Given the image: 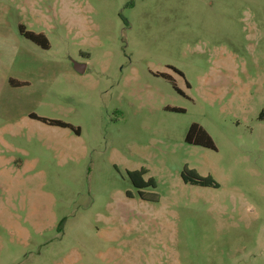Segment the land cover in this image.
<instances>
[{
	"label": "rangeland",
	"instance_id": "rangeland-1",
	"mask_svg": "<svg viewBox=\"0 0 264 264\" xmlns=\"http://www.w3.org/2000/svg\"><path fill=\"white\" fill-rule=\"evenodd\" d=\"M263 109L264 0H0V264H264Z\"/></svg>",
	"mask_w": 264,
	"mask_h": 264
},
{
	"label": "trees",
	"instance_id": "trees-1",
	"mask_svg": "<svg viewBox=\"0 0 264 264\" xmlns=\"http://www.w3.org/2000/svg\"><path fill=\"white\" fill-rule=\"evenodd\" d=\"M23 34L25 35L27 39H29L33 43L41 46L44 49H49V42L44 35L42 34L37 35L32 32H27V33L25 32ZM178 73L180 75L182 74L181 72H178ZM173 111L180 112V113L184 112L183 110H179V109H173ZM32 118L39 120L43 123H47L52 126L69 128L75 131L76 134H79V130L74 129L72 126L62 123L60 121L47 120L45 118H40L37 116H32ZM259 120L264 121V109L259 114ZM185 141L187 144H190V145H195V146H199V147H203V148H207L211 150H216V146L212 138L210 137V135L203 129L202 126L196 123L190 126L188 133L186 135ZM146 174L147 172L144 171L143 169L140 171H134V172L129 173V176L132 182L134 183V186L137 189H145L148 187L156 186L153 179H149L148 181L144 180L143 177ZM181 177L185 183L200 185L203 187H214V188L219 187V185L211 177H202L195 170H190L188 168H185L183 170ZM139 193L143 200H149L153 202H156L159 200V196L157 194H146L142 191H140Z\"/></svg>",
	"mask_w": 264,
	"mask_h": 264
},
{
	"label": "water",
	"instance_id": "water-1",
	"mask_svg": "<svg viewBox=\"0 0 264 264\" xmlns=\"http://www.w3.org/2000/svg\"><path fill=\"white\" fill-rule=\"evenodd\" d=\"M76 69H77L79 72H83V70H84V66H82V65H76Z\"/></svg>",
	"mask_w": 264,
	"mask_h": 264
},
{
	"label": "flooded vegetation",
	"instance_id": "flooded-vegetation-1",
	"mask_svg": "<svg viewBox=\"0 0 264 264\" xmlns=\"http://www.w3.org/2000/svg\"><path fill=\"white\" fill-rule=\"evenodd\" d=\"M20 30H21V32L22 33H25L26 31H25V29L23 28V27H20ZM27 33V32H26ZM187 184H190V183H187ZM143 189H139V191H142Z\"/></svg>",
	"mask_w": 264,
	"mask_h": 264
}]
</instances>
